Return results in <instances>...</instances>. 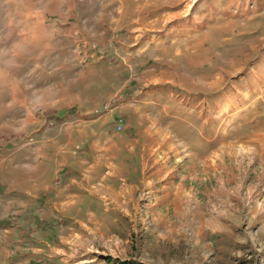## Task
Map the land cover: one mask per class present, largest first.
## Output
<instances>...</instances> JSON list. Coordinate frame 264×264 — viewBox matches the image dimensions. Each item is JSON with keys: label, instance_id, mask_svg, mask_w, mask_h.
<instances>
[{"label": "rangeland", "instance_id": "1", "mask_svg": "<svg viewBox=\"0 0 264 264\" xmlns=\"http://www.w3.org/2000/svg\"><path fill=\"white\" fill-rule=\"evenodd\" d=\"M0 264H264V0H0Z\"/></svg>", "mask_w": 264, "mask_h": 264}, {"label": "crops", "instance_id": "2", "mask_svg": "<svg viewBox=\"0 0 264 264\" xmlns=\"http://www.w3.org/2000/svg\"><path fill=\"white\" fill-rule=\"evenodd\" d=\"M205 5V2L203 3V6ZM133 49V48H132ZM131 49V50H132ZM123 128V119H121L118 123H117V130L121 131Z\"/></svg>", "mask_w": 264, "mask_h": 264}]
</instances>
